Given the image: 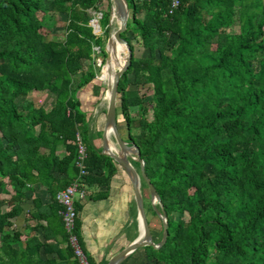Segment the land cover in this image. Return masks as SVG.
I'll list each match as a JSON object with an SVG mask.
<instances>
[{"label": "trees", "instance_id": "1", "mask_svg": "<svg viewBox=\"0 0 264 264\" xmlns=\"http://www.w3.org/2000/svg\"><path fill=\"white\" fill-rule=\"evenodd\" d=\"M102 1L0 0V186L6 183L1 192L17 202L3 210L0 197V264H78L68 244L59 263L42 260L41 249L50 253V246L35 235L22 244L11 222L20 217L24 190L35 176L50 203L33 200L30 219L46 222L33 231L43 228L67 241L56 195L78 178L77 133L87 152L82 182L107 192L117 173L113 160L94 146L102 134L91 133L76 100L100 72L95 60L106 57L111 29L93 35L89 14ZM125 1L130 19L121 38L131 63L119 81L115 117H122L140 153L168 229L161 248L144 247L147 258L152 264H264V5L180 0L169 16V0ZM56 14L66 17L63 38L45 41L40 30ZM109 17V10L102 14L103 28ZM128 33L141 41L138 59ZM144 89L151 93L152 124L144 118ZM31 92L53 95L52 109L28 100ZM131 108L138 110L137 120L130 118ZM62 147L67 155L59 158ZM173 214L188 220L175 221ZM161 237L162 231L157 242Z\"/></svg>", "mask_w": 264, "mask_h": 264}, {"label": "crops", "instance_id": "2", "mask_svg": "<svg viewBox=\"0 0 264 264\" xmlns=\"http://www.w3.org/2000/svg\"><path fill=\"white\" fill-rule=\"evenodd\" d=\"M107 11L108 10H106V12ZM102 14H100L101 20ZM113 21L109 20V25L105 28H102L101 23H99L101 35L108 28L111 29V32L114 30L113 28L115 25H113ZM100 81L101 79H97L95 77L88 86L79 90L76 94V100L80 103L81 111L85 113L90 124L91 133L95 136L102 134L104 129L106 119V94L108 93L106 91H109V86L104 83H100ZM28 97H31L30 101H32L36 106L42 107L47 112H49L54 106V97L48 92H31ZM100 125H102V127H100ZM77 135L80 136L82 140L81 135L77 133L74 138V145ZM101 140L102 137L101 139L96 140L94 142V146L97 149L101 148L102 151ZM111 145V147H114L115 143H111ZM57 155L59 158H63L67 155V153L62 147L58 150ZM76 162L77 156L75 160V168L77 169L79 176V170L76 167ZM116 169L117 173L112 178L107 192L105 188L87 187L85 185V198L81 201L75 202V210L76 204L79 206V209L76 211L77 217L75 221L74 234L77 236L79 244L91 264H108L113 257L141 236V223L134 200L133 188L125 173L118 166H116ZM57 178L64 179V176L60 175ZM7 189L10 190L11 188L7 187ZM24 192L27 197H25L21 203L23 211L20 217L12 219L11 222H14L15 230L17 229L21 233L22 244H25L26 240L35 235L40 243L50 246L48 248L50 253H45L43 252L44 249H41L40 258L44 261L51 260L59 263V255L66 256L65 250H67L69 245L68 241L62 240L60 236H50L54 234V232L45 231L43 228H39L38 231H33L36 224L45 227L46 222L43 220L34 222L30 219V214L35 211L33 200H40L41 205L45 207L50 203V196L44 187H40L38 185V181L35 176H31ZM105 192L107 194V198L100 199V195H104ZM0 197H5L6 200L5 205L2 206L3 210H8L11 206L17 204V202L13 203L11 201L10 193L4 194L0 191ZM148 224L153 240L156 243L158 234L162 231V223L148 222ZM120 264L152 263L147 258L143 247L129 253Z\"/></svg>", "mask_w": 264, "mask_h": 264}, {"label": "water", "instance_id": "3", "mask_svg": "<svg viewBox=\"0 0 264 264\" xmlns=\"http://www.w3.org/2000/svg\"><path fill=\"white\" fill-rule=\"evenodd\" d=\"M110 1L112 3V10L110 13L109 20H115L118 22V30L112 35L110 40L111 44L109 45H113L115 43L118 46L122 47L124 50L123 53H125V59L123 67L114 75L112 83L110 85V90L106 94V119L102 132V151L100 155L109 157L111 160H113V162L128 177L133 188L134 200L139 214V220L141 223V236L108 262V264H120L129 253L139 248L151 247L156 250L161 248L167 240L168 229L166 213L163 210V207L161 206V214H159V216L162 220V237L159 242L155 243L145 215L143 198L140 192L139 177L131 166L129 160L130 156H134L136 158L133 161L139 165L142 178L146 184V187L149 190L150 200L152 201L153 199H155L157 202H159V195L144 175V164L140 158V153L137 147L133 143L128 144L123 141L118 132L117 119L115 117L118 85L120 78L128 70L131 63L130 48L127 43L121 38V36L126 31V24L129 19V10L125 0ZM110 136L113 137L115 143L114 147H111L112 145L110 143Z\"/></svg>", "mask_w": 264, "mask_h": 264}, {"label": "rangeland", "instance_id": "4", "mask_svg": "<svg viewBox=\"0 0 264 264\" xmlns=\"http://www.w3.org/2000/svg\"><path fill=\"white\" fill-rule=\"evenodd\" d=\"M254 1L256 2L257 5H262V4L264 5V0H254ZM106 10H109L110 12L112 10V3L110 0H103L102 3L99 5L97 12L89 13L91 15V19L93 20V18H96L99 14L105 13ZM65 19H66L65 15H62V14L54 15L52 18V21L49 22V26L47 27V29H41L40 30V34L42 35L43 40L60 42L63 38ZM129 19H130V13H129ZM113 25H115L113 28L114 30L111 32V36H110L109 40L106 41V46L104 48L106 57L102 58V56H99L95 60L96 67L100 68V70H99L100 72L98 75H96V78L101 79L100 83H104L105 85H108L109 90H110V85L112 83V79H113L114 75L123 67L124 59H125V55H124L125 53H122V52L117 53L115 50L113 52L111 51L112 45H109V44H111L110 40H111V37H112L114 31L116 32L118 30V22L114 20ZM233 32L237 34L238 33V27H235L233 29ZM127 37L131 40V43H132V46L134 49V55L138 59L143 52V48L141 46V41L137 37H133V35L130 33L127 34ZM172 43L176 46V48H180V46L176 44L175 40H172ZM108 48H110V49H108ZM94 51L96 53H98V49H95ZM166 54H168V53H166ZM111 56H112V58H111ZM107 57L109 58V60ZM110 59L111 60L113 59L112 65L108 66V64L111 63ZM103 80H104V82H103ZM132 81H133V77L129 76L128 77V83L131 84ZM148 89H151V87H148ZM146 91L147 90L144 89L141 92V94L143 93L142 95L145 96L142 109H143V112L145 114L144 115L145 121L148 124H152V116H151L152 106L148 105V103L151 100V93L148 91V93L146 94ZM106 92H108V91H106ZM27 99L31 100V97H27ZM117 114H120V112ZM128 114H129L130 118H132V119L137 120L139 118L138 110L136 108L129 109ZM121 118L122 117H120V116H117V118H116L117 124L119 126V131H118L119 135L123 141H125L128 144H132V142L129 140V138L127 136L126 126H125V124L122 123ZM100 127H102V125H100ZM120 129L123 131H121ZM138 133H139L138 129L133 127V132H132L131 136L135 137V136L139 135ZM110 142L112 144H114V140H113L112 136H110ZM135 159L136 158L134 156H130L129 157L130 163L134 162L133 160H135ZM131 166H132V164H131ZM133 169L135 170V172L137 173V175L139 177V184H140L141 193L143 195V203H144V210H145L146 219L148 220V222H159V224H160V222H162V220L159 216V214H161V205L155 199H153L152 201L149 199V190H148V188H145L143 185V178H142V174H141L140 170H137L135 167H133ZM6 185L7 184L5 183L2 186H0V191H1V188L6 187ZM151 208L154 210L156 216L153 215V211L151 210ZM172 216H173V219L175 221H177V220H186L187 221L188 220L187 215L173 214Z\"/></svg>", "mask_w": 264, "mask_h": 264}, {"label": "built area", "instance_id": "5", "mask_svg": "<svg viewBox=\"0 0 264 264\" xmlns=\"http://www.w3.org/2000/svg\"><path fill=\"white\" fill-rule=\"evenodd\" d=\"M180 7V0H169L168 15L172 16ZM101 15L90 22V27L95 36L101 35V28L99 26ZM75 147L77 148V162L76 167L79 170L78 178L69 186L58 192L56 195L57 202L62 206L60 216L67 234V241L72 249L73 256L78 264H90L85 253L83 252L77 236L74 234L75 221L77 213L75 210V202L81 201L85 198V184L82 179L88 175L85 170L84 162L86 160V150L82 143L80 136H76Z\"/></svg>", "mask_w": 264, "mask_h": 264}, {"label": "bare ground", "instance_id": "6", "mask_svg": "<svg viewBox=\"0 0 264 264\" xmlns=\"http://www.w3.org/2000/svg\"><path fill=\"white\" fill-rule=\"evenodd\" d=\"M113 47H114V50L117 52V53H119V52H122L123 53V48L122 47H120V46H118L117 44H113ZM108 49H110V48H108ZM111 50H112V47H111ZM113 50V51H114ZM119 55V54H118ZM111 58H112V56H111ZM111 60V59H110ZM112 61H113V59L111 60V63L110 64H108V66H111L112 65Z\"/></svg>", "mask_w": 264, "mask_h": 264}]
</instances>
